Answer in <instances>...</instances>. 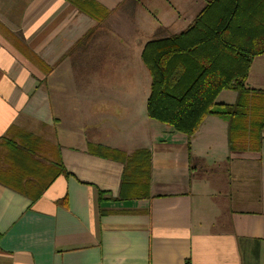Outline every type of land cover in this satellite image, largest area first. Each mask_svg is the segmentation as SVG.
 Wrapping results in <instances>:
<instances>
[{
  "label": "crops",
  "instance_id": "obj_1",
  "mask_svg": "<svg viewBox=\"0 0 264 264\" xmlns=\"http://www.w3.org/2000/svg\"><path fill=\"white\" fill-rule=\"evenodd\" d=\"M86 1L102 22L69 0H0V144L35 137L67 173L36 200L0 183V264H264V125L242 149L227 117L187 137L147 116L145 45L210 0ZM252 13L244 23H264ZM245 84L264 90V54Z\"/></svg>",
  "mask_w": 264,
  "mask_h": 264
},
{
  "label": "trees",
  "instance_id": "obj_2",
  "mask_svg": "<svg viewBox=\"0 0 264 264\" xmlns=\"http://www.w3.org/2000/svg\"><path fill=\"white\" fill-rule=\"evenodd\" d=\"M69 1L97 22L107 16L86 0ZM256 9L262 12L264 0H210L185 30L145 45L141 57L151 78L146 106L150 119L190 137L208 115L227 117L230 147L258 148L264 125V90L249 89L245 82L253 58L264 54V23H244ZM223 90L237 93L235 104H215ZM29 138L19 143L1 140L8 169L0 170V183L36 200L58 175L67 173L60 161L51 163L39 154V139ZM143 161L148 163L149 157L144 156ZM130 174L128 169L123 184Z\"/></svg>",
  "mask_w": 264,
  "mask_h": 264
}]
</instances>
